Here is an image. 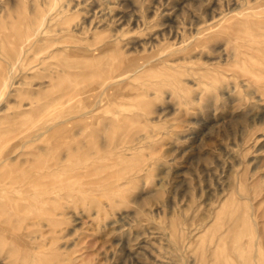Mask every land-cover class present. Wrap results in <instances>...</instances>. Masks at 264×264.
<instances>
[{
  "label": "rangeland",
  "instance_id": "374dc122",
  "mask_svg": "<svg viewBox=\"0 0 264 264\" xmlns=\"http://www.w3.org/2000/svg\"><path fill=\"white\" fill-rule=\"evenodd\" d=\"M0 37V264H264V0H0Z\"/></svg>",
  "mask_w": 264,
  "mask_h": 264
},
{
  "label": "bare ground",
  "instance_id": "6f19581e",
  "mask_svg": "<svg viewBox=\"0 0 264 264\" xmlns=\"http://www.w3.org/2000/svg\"><path fill=\"white\" fill-rule=\"evenodd\" d=\"M224 16V15H223ZM13 36L18 40V41H23V39L26 37V34L25 33H23V32H21L20 30H15L14 31V34H13ZM1 38V37H0ZM15 40V39H14ZM184 50V49H183ZM182 50V51H183ZM106 51V50H105ZM18 54V52H17V50L16 49H14V51H12V55H17ZM14 59V58H13ZM23 58H21V60H22ZM18 60V59H17ZM20 60V59H19ZM43 63V62H42ZM87 65V64H86ZM144 68V67H143ZM56 69V68H55ZM54 69V70H55ZM59 69V68H58ZM62 70V69H61ZM60 70V71H61ZM141 70V69H140ZM139 70V67H137L136 66V68L134 67V70H133V72L136 74L138 71H140ZM127 75V74H126ZM124 77H125V74H124ZM122 78V77H121ZM127 83V82H126ZM111 86V85H110ZM109 87V86H108ZM107 89V88H106ZM96 109V108H95ZM95 109H93V110H95ZM64 123V122H63ZM58 125H59V123H58ZM47 130V129H46ZM48 132V131H47ZM39 138V137H38ZM36 140V139H35ZM24 146V145H23ZM232 218V217H231ZM237 220V219H236Z\"/></svg>",
  "mask_w": 264,
  "mask_h": 264
}]
</instances>
